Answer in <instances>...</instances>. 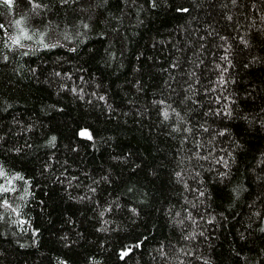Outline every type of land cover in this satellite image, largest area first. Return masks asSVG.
Here are the masks:
<instances>
[{"label": "trees", "instance_id": "16d2710c", "mask_svg": "<svg viewBox=\"0 0 264 264\" xmlns=\"http://www.w3.org/2000/svg\"><path fill=\"white\" fill-rule=\"evenodd\" d=\"M0 25V264H264V0Z\"/></svg>", "mask_w": 264, "mask_h": 264}, {"label": "snow or ice", "instance_id": "6c2138e0", "mask_svg": "<svg viewBox=\"0 0 264 264\" xmlns=\"http://www.w3.org/2000/svg\"><path fill=\"white\" fill-rule=\"evenodd\" d=\"M0 4L7 5L9 8H11L13 5V0H0ZM34 7H39V5H34ZM17 23H19V22H17ZM0 27H3V26L0 25ZM24 38H30V37H27L25 34ZM20 39H21V37L13 38L12 43L14 45H19ZM3 175H4L3 171L0 170V176H3ZM17 178H19V177H17ZM8 190L9 189H7V188L0 187V191H8ZM124 255H127V253H124Z\"/></svg>", "mask_w": 264, "mask_h": 264}, {"label": "rangeland", "instance_id": "374dc122", "mask_svg": "<svg viewBox=\"0 0 264 264\" xmlns=\"http://www.w3.org/2000/svg\"><path fill=\"white\" fill-rule=\"evenodd\" d=\"M263 225H264V223H263Z\"/></svg>", "mask_w": 264, "mask_h": 264}]
</instances>
